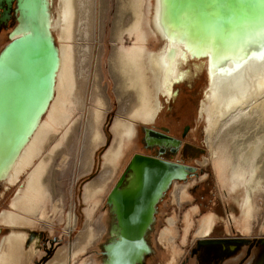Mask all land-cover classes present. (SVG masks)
Returning a JSON list of instances; mask_svg holds the SVG:
<instances>
[{
  "label": "bare ground",
  "instance_id": "6f19581e",
  "mask_svg": "<svg viewBox=\"0 0 264 264\" xmlns=\"http://www.w3.org/2000/svg\"><path fill=\"white\" fill-rule=\"evenodd\" d=\"M91 2L21 0V23L9 32L14 30L13 40L9 38L0 51V72L4 76L0 79L4 87L0 101L6 100V104L0 103V184L11 188L25 173L10 201L11 207L0 212V225L10 229L0 243V264H30L40 252L38 240L27 247L29 228L39 220L53 222L47 210V202L52 198L51 163L59 154L67 155L62 145L79 122L76 109L86 108L88 87L84 80L80 82L82 74L78 69L80 58H84L79 56V48L85 45L76 42L84 39L83 35L90 36ZM151 6L152 0H119L113 35L120 45L113 50L111 69L118 99L121 103L128 101L129 106L114 123L115 140L106 154L102 177L85 188L88 225L81 243L71 249L74 257L83 254L95 239L90 220L134 143L135 124H154L165 102L176 97L178 86L192 74L185 63L193 53L186 52L182 43H167L160 50L149 47L150 38L162 33L159 0L152 17ZM127 35L135 40L130 47L124 42ZM34 46L40 50L37 65L22 71L28 63L27 50ZM243 55L221 64L213 60L209 67L211 84L198 106V115L204 119L208 161L212 160L227 196L239 207L240 216L233 218L236 227L247 233L251 229L254 197L264 190V44L248 55L246 50ZM94 86L86 131L90 150L84 172L91 168L92 152L105 142L102 122L107 103L103 92ZM148 140L152 145L178 144L174 137L156 138L151 132ZM66 157H62V166L67 163ZM178 185L181 200L187 199V186ZM117 193L112 196L115 200ZM57 201L52 202L54 216L63 211ZM192 213H187L185 218L186 234L192 226ZM68 217L72 224L73 215ZM215 221L214 214L207 215L198 236L210 235ZM169 222L174 225L175 218ZM173 230L172 226L163 229L160 240L170 242L174 238ZM2 236L0 229V240ZM123 241L111 247L110 264L125 263L127 251L121 247ZM174 249L173 262L178 252ZM143 251L139 250L138 258ZM69 257L70 253L57 256L50 264H68ZM135 260L129 264H135Z\"/></svg>",
  "mask_w": 264,
  "mask_h": 264
},
{
  "label": "rangeland",
  "instance_id": "374dc122",
  "mask_svg": "<svg viewBox=\"0 0 264 264\" xmlns=\"http://www.w3.org/2000/svg\"><path fill=\"white\" fill-rule=\"evenodd\" d=\"M15 6L14 4V9ZM90 8L92 21L90 36L83 35L84 39L76 42L85 45L79 48L81 49L79 56L84 58H80L78 69L82 74L79 77L80 82L84 80L88 87L86 108L82 111L76 109L75 114L79 122L70 131L66 141L64 140L66 143L62 145L63 150L67 151L65 155H69V158L59 154L52 160L51 166L54 172L49 177L52 198L47 202V210L53 222L39 220L36 226L29 228L27 247L29 248L34 240H38L37 249L40 252L30 264H50L57 256L66 253L71 255L68 264H104L106 257L104 245L110 241L111 228L115 222L107 197L135 153L160 156L197 167V171L187 179L175 180L158 203L155 221L149 232L152 251L146 255L143 264H264V244L261 242L264 238V190L254 197L251 229L247 233L241 232L233 219L234 215L240 216L239 207L227 196V190L219 179L212 160L208 161L209 151L204 138V119L198 115V106L206 84L204 72L194 79L192 84L182 83L178 86L176 97L165 102L162 113L154 124L142 122L135 124L134 143L128 148L119 171L110 180V187L101 195L100 205L90 220L95 239L83 254L78 257L72 256L73 248L83 240L82 234L86 233L88 225L89 204L85 200V188L102 177L106 154L115 140L114 123L129 106L128 101L121 103L118 99L116 80L111 69L113 50L115 51L116 45H120L119 42H115L113 35L117 26L119 0H92ZM14 9L7 23L0 22V51L9 41V32L17 24V13ZM1 11L0 8V17ZM134 41L128 35L124 40L127 47L132 46ZM159 43L153 37L148 41L151 49H156ZM94 85L99 87L101 93L103 92L107 103L102 122L105 142L92 152L91 168L84 172L90 150L89 135L86 131L89 109L93 106L91 98ZM148 127L181 139L182 143L177 152H172L168 148L164 154H161L159 146H149L145 138V130ZM186 128H188L187 132H185ZM62 157H66L67 160L63 166ZM24 175L25 173L10 186L11 188L0 184V212L11 207L10 201L18 186L24 181ZM176 183H179L180 187L187 186V199L181 200L180 188H176ZM56 198L63 211L54 216L52 202L57 200ZM194 208L197 210L194 211ZM191 211L192 226L186 234L185 218ZM70 214L73 215L72 224L68 221ZM210 214L216 216L213 229L210 235L200 237L197 234L200 224ZM172 217L175 218L174 225L169 222ZM171 226L174 229V238L164 244L160 240V233ZM0 229L1 233L3 232L1 243L10 229L2 225ZM206 239H223L229 242L206 244L204 243ZM174 247L178 252L173 262Z\"/></svg>",
  "mask_w": 264,
  "mask_h": 264
},
{
  "label": "water",
  "instance_id": "95a60500",
  "mask_svg": "<svg viewBox=\"0 0 264 264\" xmlns=\"http://www.w3.org/2000/svg\"><path fill=\"white\" fill-rule=\"evenodd\" d=\"M20 1L0 0L1 23L9 21L14 4L17 24L21 23ZM155 3L156 0H152L151 17ZM159 4L162 33L158 32L156 36H152L160 42L156 50H160L167 43L178 41L182 43L185 51H191L193 55L188 54L189 59L185 66L191 69L192 74L182 82L192 84L194 79L204 72L206 84L202 92L203 97L211 84L209 67L214 59L218 64L227 60L234 61L244 57L246 50L248 55L250 51L257 50L264 44V0H159ZM12 32L9 33L11 41ZM25 57L28 63L22 67V71L37 65L40 50L35 46L31 47ZM2 77L4 76L0 72V79ZM5 85L7 88L10 86L8 82ZM3 88L0 85L2 94ZM0 103L6 104V100H1ZM187 131L188 128L185 132ZM150 132L156 138L173 139V136L164 131L146 128L145 138L148 145L159 146L161 154L168 148L177 152L182 143L181 139L174 137L178 140L177 146L152 145L148 140ZM196 171L197 167L194 165L160 156L143 153H135L132 156L125 172L107 197L115 222L111 228L110 241L104 245V264H110L111 247L122 240L124 241L121 247L127 251L124 264H129L133 259H136L135 264L144 263L146 255L152 251L149 232L155 221L158 203L175 180L187 179ZM181 173L183 174L179 175ZM116 192L118 193L115 200L112 196ZM204 241L206 244L229 242L223 239ZM261 242L264 244V238ZM141 249L144 251L141 258H138Z\"/></svg>",
  "mask_w": 264,
  "mask_h": 264
}]
</instances>
